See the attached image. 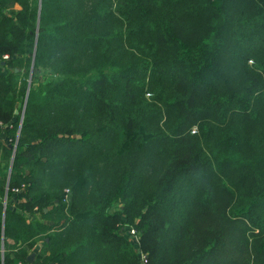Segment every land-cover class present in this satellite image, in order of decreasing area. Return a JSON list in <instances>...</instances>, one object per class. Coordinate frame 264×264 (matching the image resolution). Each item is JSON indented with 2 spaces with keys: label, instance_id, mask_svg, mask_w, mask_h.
<instances>
[{
  "label": "trees",
  "instance_id": "16d2710c",
  "mask_svg": "<svg viewBox=\"0 0 264 264\" xmlns=\"http://www.w3.org/2000/svg\"><path fill=\"white\" fill-rule=\"evenodd\" d=\"M1 134L4 264H264V0H0Z\"/></svg>",
  "mask_w": 264,
  "mask_h": 264
},
{
  "label": "rangeland",
  "instance_id": "374dc122",
  "mask_svg": "<svg viewBox=\"0 0 264 264\" xmlns=\"http://www.w3.org/2000/svg\"><path fill=\"white\" fill-rule=\"evenodd\" d=\"M23 113H24V109H23V111H22V113H21V117H23ZM13 149H14V153H15V151H16V144H14ZM5 196H7V194H6ZM121 203H122V202H121L120 200L115 201V203H114V205H113V207H112V210H113V211H119V210H121V209H122V205H121ZM131 233L135 236V237H134V238H135V244H136V246H137V247L139 248V250H140L141 257H142V262L145 263V264H148V258L146 257V255L142 254V251H141V249H140V240L138 239V237H139V233H138L137 230L134 229V228L131 230ZM133 235H132V236H133Z\"/></svg>",
  "mask_w": 264,
  "mask_h": 264
},
{
  "label": "crops",
  "instance_id": "0c3cea01",
  "mask_svg": "<svg viewBox=\"0 0 264 264\" xmlns=\"http://www.w3.org/2000/svg\"><path fill=\"white\" fill-rule=\"evenodd\" d=\"M1 138H4V134H1L0 135ZM6 206V204H4ZM4 219H5V214L3 216V223H2V226H1V230H2V234H1V239H0V264H4V242H5V236H4ZM31 253H35V258H36V251H29L28 252V256L31 254ZM34 258V260H35ZM33 260V262H34ZM33 262H30L28 260V262L26 264H32ZM18 264H22V263H18Z\"/></svg>",
  "mask_w": 264,
  "mask_h": 264
},
{
  "label": "water",
  "instance_id": "95a60500",
  "mask_svg": "<svg viewBox=\"0 0 264 264\" xmlns=\"http://www.w3.org/2000/svg\"><path fill=\"white\" fill-rule=\"evenodd\" d=\"M16 71H18V70H16ZM32 72H33V69H32ZM18 113H19V111L17 110V111H16V114H18ZM34 258H35V253H31V254L28 256V260H29L30 262H33Z\"/></svg>",
  "mask_w": 264,
  "mask_h": 264
}]
</instances>
